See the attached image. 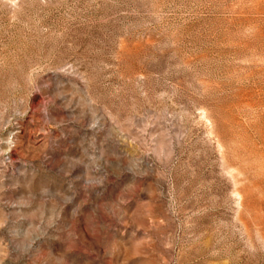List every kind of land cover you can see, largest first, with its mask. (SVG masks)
Instances as JSON below:
<instances>
[{"label": "rangeland", "instance_id": "rangeland-1", "mask_svg": "<svg viewBox=\"0 0 264 264\" xmlns=\"http://www.w3.org/2000/svg\"><path fill=\"white\" fill-rule=\"evenodd\" d=\"M0 264H264V0H0Z\"/></svg>", "mask_w": 264, "mask_h": 264}]
</instances>
